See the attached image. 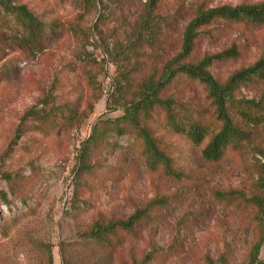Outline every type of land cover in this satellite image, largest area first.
Segmentation results:
<instances>
[{
    "label": "rangeland",
    "instance_id": "374dc122",
    "mask_svg": "<svg viewBox=\"0 0 264 264\" xmlns=\"http://www.w3.org/2000/svg\"><path fill=\"white\" fill-rule=\"evenodd\" d=\"M261 1L25 0L63 27L41 52L0 49V192L8 200L0 198V264L250 262L254 227L264 224V118L240 155L227 149L209 162L154 113L149 124L179 180L151 170L134 136L115 130L125 108L177 64L195 66L233 48L236 55L208 66L222 85L264 57V23L247 21L195 25L194 50L183 51L197 15ZM234 95L264 98V80ZM160 96L207 102L197 80L175 79ZM101 131L104 141L92 147ZM160 197L167 203L157 205ZM145 208L136 229L113 235L110 245L90 238L96 227Z\"/></svg>",
    "mask_w": 264,
    "mask_h": 264
},
{
    "label": "trees",
    "instance_id": "16d2710c",
    "mask_svg": "<svg viewBox=\"0 0 264 264\" xmlns=\"http://www.w3.org/2000/svg\"><path fill=\"white\" fill-rule=\"evenodd\" d=\"M226 20L262 24L264 1L241 3L235 7L219 6L197 15L185 30L184 54L188 56L194 50L199 32L194 31L193 26L203 27ZM62 27L63 24L57 18L47 20L31 11L25 0H0V49L10 44L27 53L41 52L47 48L50 36L58 34ZM236 53L237 50L233 48L226 49L204 57L198 65L180 63L171 68L153 88L146 90L139 99L125 108V112L119 117L121 124L116 126V134L128 133L134 136L139 154L147 166L153 171L160 170L163 175L175 180H179L182 172L174 166L165 147L160 146L161 138L154 135L156 129L149 124L154 113L161 115L159 123L168 133L186 139L205 161H219L227 149L240 155L242 148L253 135V128L263 121L264 98L256 101L237 98L234 94L248 82L264 80V57L246 68L238 69L222 85L216 83L208 73V66L228 59ZM175 79L197 80L203 85L206 104L186 106L183 101L160 96L166 86ZM103 134L104 131L96 134L92 147L102 144ZM0 198L8 201L5 193L0 192ZM155 203L166 204L167 198L160 197ZM147 210L148 208L137 210L125 220H116L105 226L96 227L89 236L101 244L110 245L113 235L132 233L137 224L148 215ZM258 223L254 227L256 239L251 245L253 256L248 264H264V256L259 257L264 244V224Z\"/></svg>",
    "mask_w": 264,
    "mask_h": 264
}]
</instances>
